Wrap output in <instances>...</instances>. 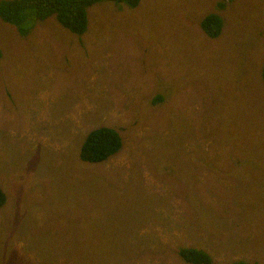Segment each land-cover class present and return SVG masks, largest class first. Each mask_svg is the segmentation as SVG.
Wrapping results in <instances>:
<instances>
[{
	"label": "rangeland",
	"instance_id": "1",
	"mask_svg": "<svg viewBox=\"0 0 264 264\" xmlns=\"http://www.w3.org/2000/svg\"><path fill=\"white\" fill-rule=\"evenodd\" d=\"M263 64L264 0H100L81 34L0 19V264L28 245L68 264L63 243L82 264H264ZM101 125L119 151L80 161Z\"/></svg>",
	"mask_w": 264,
	"mask_h": 264
},
{
	"label": "trees",
	"instance_id": "2",
	"mask_svg": "<svg viewBox=\"0 0 264 264\" xmlns=\"http://www.w3.org/2000/svg\"><path fill=\"white\" fill-rule=\"evenodd\" d=\"M100 0H2L0 1V19L13 25L16 31L22 33L29 29L31 22L37 19H44L50 15H53L57 22L68 29L72 33L81 34L86 27V9L91 4ZM117 1L126 4L127 6H135L138 0H110ZM204 33L208 37H215L218 30L217 17L213 14H209L204 17L201 25ZM262 83L264 84V64L261 69ZM0 94L2 95V90L0 89ZM8 99V94L3 95ZM160 98L155 97V102ZM121 145V139L117 130L111 126L101 125L98 127L91 128L87 131L84 141L81 143L78 150V158L82 162L86 163H99L107 159L108 157L115 155ZM5 195L0 189V207L4 203ZM131 222V221H130ZM101 234H104V230ZM94 242V241H93ZM82 242H78V245ZM75 246L72 243H63L62 252L65 256H75L70 258L68 264L71 260L77 261L78 264L81 263L84 255L80 254L75 247L76 254L70 246ZM99 248L100 251L94 252L98 255L102 250L115 251V247H111L108 243L106 244H88L89 252L90 248ZM138 250H146L144 246H137ZM32 253V263L40 264L41 261L44 262L42 256L39 255V251L35 246L28 245L25 247ZM51 261L54 264H59L60 253L47 246ZM127 251L132 250V245L126 246ZM56 252V254H54ZM93 252V251H92ZM91 252V253H92ZM90 253V255H91ZM98 253V254H97ZM178 257L187 264H210V255L202 249L194 247H180L176 251ZM97 260L101 261L99 256H96ZM19 256H8V264H18L22 263L18 261ZM4 259L1 261L3 262ZM228 264H253L248 263L243 260H234Z\"/></svg>",
	"mask_w": 264,
	"mask_h": 264
}]
</instances>
